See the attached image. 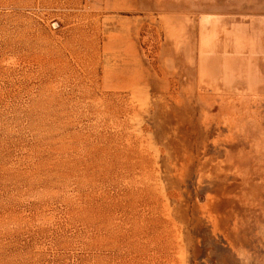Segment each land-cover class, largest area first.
Wrapping results in <instances>:
<instances>
[{"label": "rangeland", "instance_id": "obj_1", "mask_svg": "<svg viewBox=\"0 0 264 264\" xmlns=\"http://www.w3.org/2000/svg\"><path fill=\"white\" fill-rule=\"evenodd\" d=\"M0 264H264V0H0Z\"/></svg>", "mask_w": 264, "mask_h": 264}]
</instances>
